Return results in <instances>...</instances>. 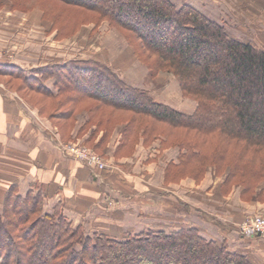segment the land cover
Wrapping results in <instances>:
<instances>
[{
  "label": "trees",
  "instance_id": "obj_1",
  "mask_svg": "<svg viewBox=\"0 0 264 264\" xmlns=\"http://www.w3.org/2000/svg\"><path fill=\"white\" fill-rule=\"evenodd\" d=\"M2 1L12 10H39L47 34L55 32L56 40L72 38L84 26L93 25L94 32L108 22L131 41L153 77L171 75L182 96L195 103L188 113L158 102L91 59L50 63L31 76L0 63L5 85L39 97L38 104L24 99L57 128L61 139H69L81 112L87 118L76 136L94 127L83 143L100 155L119 124L124 125L116 157L131 155L140 138L150 143L161 133V149L168 144L178 149L176 162L165 168V183L199 182L212 167L215 175H224L225 193L239 186L243 198L259 196L256 189L264 183V49L232 37L193 6L172 0H0V6ZM49 80L53 89L46 85ZM100 130L104 135L94 143ZM176 131L180 136L173 135ZM5 173L7 178L0 172V264H259L225 241L204 238L194 226L120 237L89 231L73 225L60 203L46 211L45 185L32 182L21 194L13 173Z\"/></svg>",
  "mask_w": 264,
  "mask_h": 264
},
{
  "label": "crops",
  "instance_id": "obj_2",
  "mask_svg": "<svg viewBox=\"0 0 264 264\" xmlns=\"http://www.w3.org/2000/svg\"><path fill=\"white\" fill-rule=\"evenodd\" d=\"M2 3L0 44L4 46L5 57L0 63L15 66L25 76H31L33 71L49 64L44 59L41 60L43 58L41 52L52 57L56 52L55 43L66 40L54 39L55 32L47 34L48 27L42 23L39 10L21 12L10 9L6 1ZM87 27L90 30L89 35H92L93 25H89L82 27L72 38L78 36ZM40 30H44L43 34ZM45 45L51 46L52 51L48 52ZM63 52L59 51V54L64 55ZM46 85L53 89V80L47 81ZM85 120V118L81 120L78 115L69 139H61L57 128L46 117L40 115L37 108L23 99L17 91L0 81V172L4 173L6 178L5 171L13 173L11 180L18 181L21 194L27 192L32 182L45 185L49 193V197L45 200V209L46 207L51 209L55 204L60 203L66 217L68 207L81 210L82 203L97 202L101 193L106 197L111 193L122 198L128 195L129 198H135L132 199L134 201H130L131 204L141 206H148L150 196L156 194V205L163 204L165 209L168 206L176 212L183 210L189 212L188 216L180 219L183 223L193 222L198 226L206 221L204 226L206 229L199 230L201 236L206 239L225 241L228 246L230 242L237 246L244 240L250 242L243 243L246 245H252L255 240H262L263 236L259 235L242 236L236 225L248 216L264 215V183L259 184L256 189V194L259 196L255 200L243 198L239 186H232L225 193L221 188L224 175H215L212 167L206 170L203 179L199 182L185 178L179 182L165 183V168L168 163L176 162L178 150L175 148L160 150L159 155L153 157L149 153L150 146H142V144L136 146L134 154L130 157L113 158L118 167L116 170L109 168L96 171L71 156L58 152L62 150L60 143L75 140L83 143L90 136L92 127L82 131L80 137L76 136L78 131L83 129ZM115 136L113 132L107 144L109 149ZM101 138L102 132H98L94 143ZM109 149L107 148L104 153L108 159ZM123 187L128 188L129 191ZM155 187L156 192L153 191ZM86 207L87 205L84 207V213ZM125 212L130 216L132 214L131 211ZM159 213L165 214L162 213V209ZM217 213L218 216L215 215ZM120 227L122 228V224ZM97 230L95 228L91 231ZM217 232L222 235L221 238H218L220 236ZM236 235L240 237L238 243L235 241Z\"/></svg>",
  "mask_w": 264,
  "mask_h": 264
},
{
  "label": "rangeland",
  "instance_id": "obj_3",
  "mask_svg": "<svg viewBox=\"0 0 264 264\" xmlns=\"http://www.w3.org/2000/svg\"><path fill=\"white\" fill-rule=\"evenodd\" d=\"M177 6L182 3L189 4L199 10L201 13L206 15L208 18L224 25L228 33L237 39L250 42L255 48L264 49V0H172ZM41 34H43L42 30ZM89 28H84L80 34L70 40L65 39L61 43H55L56 48L53 56L46 55L47 53H42L43 57L41 60L50 63L66 62L68 60L82 59V60H95L109 66L125 83L145 89L156 101L163 104H167L175 109L192 112L195 108V103L180 93L177 81L169 74L159 73L155 77L152 76L151 72L148 71L147 66L143 61L136 56L135 48L131 41L125 37L119 30L111 27L108 22H102L101 25L89 35ZM64 40V39H63ZM62 41V40H61ZM4 48L3 45L0 44ZM48 52L52 51V47L45 45ZM45 50V49H44ZM59 51H64V55L59 54ZM50 56V57H49ZM49 57V58H48ZM48 58V59H47ZM0 81L7 82V79L0 77ZM10 84V83H9ZM9 88L14 90L16 87L14 84L9 85ZM19 95L24 99L30 100L33 104H38L39 97L26 93L25 91H19ZM92 103V102H91ZM91 105V104H90ZM109 115L108 110H102ZM111 113V112H110ZM118 115H125L126 113L118 112ZM80 119L84 120L87 118L86 113H79ZM82 116V117H81ZM126 117H123L125 119ZM98 121V118L96 119ZM105 123H103L104 125ZM124 124H119L115 126L113 131L110 133L108 141H106V149L109 147L107 144L115 132L116 136L113 139L111 147L108 152L109 159L105 155H100L98 152L92 151V149L80 141H72L66 143H77L80 146L88 149L92 153L97 154L102 159H104L109 168L117 169V164L115 159H120L123 157H130L134 154L136 146L142 144V146H150L149 153L151 156L156 157L159 155V151H163L168 148H175L172 145H166L161 149V143L164 140L162 134L151 140L150 143L147 141L143 142L140 138L137 140L134 151L131 155H124L121 157L115 156V150L119 145L121 130ZM164 125H161V127ZM87 129H90L87 128ZM91 129H94L92 127ZM87 131V130H86ZM102 136L104 135V130H100ZM180 132H174V136H180ZM178 150V149H177ZM64 155H68L63 150H58V152ZM58 153V154H59ZM69 156V155H68ZM150 157V156H149ZM151 157V159H154ZM152 162V161H150ZM116 181V180H114ZM117 182V181H116ZM120 184V183H118ZM121 185V184H120ZM122 186V185H121ZM126 191L128 188L123 187ZM156 187L153 190L156 192ZM109 191V190H108ZM110 192V191H109ZM125 195V194H123ZM156 195V194H155ZM150 196V201L148 206H141L139 204H131L130 201H134L125 195V198L119 197L114 193L106 197L105 194L101 193L97 202L93 203H82L80 207L82 208H72L68 207L67 218L72 222L73 225L82 223L85 229L89 231L100 229L102 233L110 236H123L124 234L132 233L137 234L140 230H159V229H172L181 226H194L199 230H205V222L195 226L192 222L183 223L180 220L184 216H188L189 212L183 210L181 212L174 211L173 208L166 206H158L155 203L157 196ZM118 198V199H117ZM86 207V212L84 213V207ZM120 207V208H119ZM164 207V208H163ZM164 215H160V210ZM181 210V208H179ZM46 211L50 212L51 209L46 207ZM125 211H131V216ZM186 214V215H184ZM218 216L219 214H215ZM262 215V214H256ZM130 216V217H129ZM254 216V215H252ZM248 216V217H252ZM208 218V217H206ZM247 218V217H246ZM243 220L237 222V228ZM122 224V228L120 227ZM146 224L145 226H143ZM219 226H217V229ZM103 229V230H101ZM123 230V231H122ZM220 231V230H219ZM221 238L222 235L217 232ZM208 238V237H207ZM216 239L217 237H213ZM239 236L236 235L235 241L238 243ZM209 239V238H208ZM262 240H255L252 245H246L243 243H250L247 240L241 241L237 246H234L230 242V247L234 250L247 256L250 260L255 263L264 264V237ZM252 243V242H251ZM240 245V246H239ZM262 246V247H261ZM242 247V248H240Z\"/></svg>",
  "mask_w": 264,
  "mask_h": 264
},
{
  "label": "built area",
  "instance_id": "obj_4",
  "mask_svg": "<svg viewBox=\"0 0 264 264\" xmlns=\"http://www.w3.org/2000/svg\"><path fill=\"white\" fill-rule=\"evenodd\" d=\"M5 57L3 47L0 46V61ZM60 148L71 156L74 160L83 163L96 171H103L108 168L104 159L77 143H60ZM238 232L244 237H252L255 235L264 237V215H254L247 217L238 225Z\"/></svg>",
  "mask_w": 264,
  "mask_h": 264
},
{
  "label": "water",
  "instance_id": "obj_5",
  "mask_svg": "<svg viewBox=\"0 0 264 264\" xmlns=\"http://www.w3.org/2000/svg\"><path fill=\"white\" fill-rule=\"evenodd\" d=\"M259 235V234H258Z\"/></svg>",
  "mask_w": 264,
  "mask_h": 264
}]
</instances>
